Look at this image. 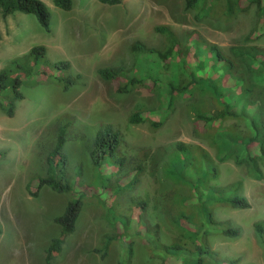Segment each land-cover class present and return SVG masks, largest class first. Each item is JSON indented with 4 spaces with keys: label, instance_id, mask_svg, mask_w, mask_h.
<instances>
[{
    "label": "rangeland",
    "instance_id": "rangeland-1",
    "mask_svg": "<svg viewBox=\"0 0 264 264\" xmlns=\"http://www.w3.org/2000/svg\"><path fill=\"white\" fill-rule=\"evenodd\" d=\"M41 1L49 9V33L32 15L16 12L5 19L0 17V70L36 46L46 48L45 60L40 64L46 66L45 70L60 62H68L69 70L67 74L53 68L46 77L27 78L21 87L24 99L17 103L14 116L0 113V152L4 153L0 159V264H47L46 251L59 233L53 219L63 212L68 195L47 186L37 196L31 193L36 191L35 178L47 175L46 159L56 143L62 120L69 123L62 150L67 157L66 176L73 178L75 168L80 167L81 179H91L90 144L98 130L109 127L121 139L120 152L127 159L126 166H145L133 194L148 196L146 219L150 226L158 227L161 241L170 243L177 232L166 219H161L158 209L152 211L151 204L159 201V195L189 192L164 180V154L177 142L198 145L213 159L214 149L196 135L184 102L176 104L173 114L158 130H152L148 122L130 124L128 118L136 108L152 110L157 106L156 97L142 88L120 94L118 81H105L97 71L108 67L133 69L138 64L132 52L135 43L148 49H163L166 39L154 30L160 25L170 27L181 43L186 33L197 31L228 54L230 47L243 44L254 27L255 7L233 22L224 23L222 19L196 22L192 11L185 10L184 0H121L113 6L96 0H72L69 11L55 7L52 0ZM249 44L264 50V36ZM241 70L240 67L238 71ZM69 75L75 78L74 83L65 90ZM214 162L217 176L211 184L218 189L240 183L239 192L250 207H214V219L228 221L240 234L230 239L210 233V248L225 262L264 264V241L253 228L255 223L264 221V176L261 180L251 178L246 167L238 166L232 159ZM261 171L264 175V167ZM100 214L93 202L84 203L76 231L63 238L59 253L55 252L48 264H116V247L104 261L91 252L107 232ZM143 243L144 240L134 242L132 264H161L160 252ZM186 247L193 250L191 244ZM206 261L217 264L208 258Z\"/></svg>",
    "mask_w": 264,
    "mask_h": 264
},
{
    "label": "trees",
    "instance_id": "trees-1",
    "mask_svg": "<svg viewBox=\"0 0 264 264\" xmlns=\"http://www.w3.org/2000/svg\"><path fill=\"white\" fill-rule=\"evenodd\" d=\"M96 1L110 6L121 3V0ZM52 2L63 11L71 10L73 5L72 0ZM251 7H255V25L244 37L243 44L230 47L228 54L197 31L186 33L181 43L170 27L160 25L154 30L166 39L163 49H148L135 43L132 52L138 64L133 69L108 67L98 69L97 73L105 81H118L120 94L142 88L156 97L157 106L152 110L136 108L128 118L130 124L148 122L152 130H158L173 114L176 104L184 102L196 135L214 149V159L218 163L232 159L238 166L244 165L251 178L261 180L264 176L261 171L264 167V50L249 43L264 36V0H184L185 10L192 11L196 22L222 19L224 23H231ZM16 12L34 16L50 32L49 9L41 0H0L2 19ZM46 53L43 46L33 47L0 70V113L9 118L14 116L17 103L24 99L21 87L27 78L46 77L53 68L69 70L68 62L55 63L45 70L46 66L40 64ZM74 79L72 75L65 79V90ZM68 125L62 120L58 126L56 143L46 159L47 175L35 178L36 191L31 193L37 196L47 186L68 195L63 212L53 219L59 233L46 251L47 264L55 252L59 253L63 238L76 231L82 206L88 201L100 209V218L107 229L91 250L102 261L116 247L119 251L116 264H132L134 242L144 240L143 244H150L160 252L161 264H208L207 258L217 264H234L235 261L218 258L210 248L208 237L210 233H219L234 239L239 236V230L228 221H216L213 209L224 205L243 210L250 205L239 192L240 183L218 189L211 184V179L217 176L216 165L204 148L177 142L164 154L161 163L164 180L173 186L185 187L189 193L159 195V201L156 199L151 204L152 211L158 209L161 219H166L177 232L170 243H163L158 227L150 226L146 219L148 196L133 194L141 183L145 166L136 164L128 168L127 159L120 152L118 133L105 127L97 131L89 147L91 179L88 182L81 179L80 167L75 168L73 178H68L67 157L62 152ZM3 155L0 152V159ZM253 228L264 241V221L255 223ZM189 244L193 250L186 247Z\"/></svg>",
    "mask_w": 264,
    "mask_h": 264
}]
</instances>
